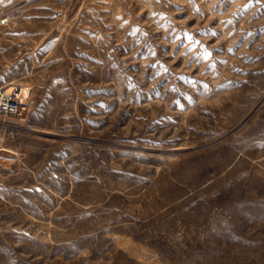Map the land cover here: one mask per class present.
<instances>
[{
    "label": "rangeland",
    "instance_id": "1",
    "mask_svg": "<svg viewBox=\"0 0 264 264\" xmlns=\"http://www.w3.org/2000/svg\"><path fill=\"white\" fill-rule=\"evenodd\" d=\"M0 264H264V0H0Z\"/></svg>",
    "mask_w": 264,
    "mask_h": 264
},
{
    "label": "built area",
    "instance_id": "2",
    "mask_svg": "<svg viewBox=\"0 0 264 264\" xmlns=\"http://www.w3.org/2000/svg\"><path fill=\"white\" fill-rule=\"evenodd\" d=\"M23 100L17 88L11 90L0 88V112L3 114H20Z\"/></svg>",
    "mask_w": 264,
    "mask_h": 264
}]
</instances>
